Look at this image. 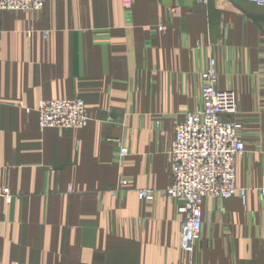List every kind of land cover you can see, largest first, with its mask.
<instances>
[{
  "label": "crops",
  "instance_id": "crops-1",
  "mask_svg": "<svg viewBox=\"0 0 264 264\" xmlns=\"http://www.w3.org/2000/svg\"><path fill=\"white\" fill-rule=\"evenodd\" d=\"M210 57L218 88L235 97V181L248 195L245 205L204 199L200 238L184 251L178 204L162 192L174 124L201 107ZM73 98L86 127L39 130L40 100ZM117 144L129 152L121 162ZM4 189L0 264H264V6L47 0L0 12ZM142 189L155 191L151 201L138 199Z\"/></svg>",
  "mask_w": 264,
  "mask_h": 264
},
{
  "label": "built area",
  "instance_id": "built-area-1",
  "mask_svg": "<svg viewBox=\"0 0 264 264\" xmlns=\"http://www.w3.org/2000/svg\"><path fill=\"white\" fill-rule=\"evenodd\" d=\"M47 0H0V12H36ZM207 4L209 0H192ZM219 3L227 0H215ZM231 0H228L230 2ZM257 6H264V0H244ZM134 0H121L124 9H131ZM173 12V10H171ZM159 32L167 26L159 25ZM201 78V107L186 114L182 122L174 124V138L170 148L171 183L162 193L176 202L180 221L179 248L190 251L199 240L202 230L201 205L204 199L224 201L237 196L246 204L248 189L239 187L235 181V161L243 154L244 145L239 138L241 125L237 119L238 109L230 90L218 88V72L214 58L210 57ZM38 128L79 130L87 126L89 117L82 100L55 99L40 100L37 104ZM128 155L122 148L119 158ZM123 182V181H122ZM121 182V184H122ZM116 190L111 191L114 195ZM264 196V189L260 190ZM141 201H151V189L137 191ZM0 196L10 201L6 189Z\"/></svg>",
  "mask_w": 264,
  "mask_h": 264
},
{
  "label": "rangeland",
  "instance_id": "rangeland-1",
  "mask_svg": "<svg viewBox=\"0 0 264 264\" xmlns=\"http://www.w3.org/2000/svg\"><path fill=\"white\" fill-rule=\"evenodd\" d=\"M231 2H232V0H231L230 2H228V0H227L226 2H222V3H219V2H218V4L222 6V5H225V4H226V5H227V4H230ZM173 11H174V10H173ZM171 12H172V11H171ZM216 69H217V67H216ZM217 72H218V71H217ZM218 77H219V75H218ZM200 94H201V93H200ZM79 130H80V129H79ZM117 145H118V146H117L116 148H117L118 162H121L122 160L119 158V151H120L122 148H124V149L127 151V153H129V152H128L127 148H125L124 146H122V145H120V144H117ZM127 156H128V155H127ZM127 156H126V157H127ZM126 157H125V158H126ZM126 185H127V180H123L122 184L120 183V188L122 189V188L125 187ZM116 190H117V189H116ZM152 191L154 192V195H155V191H154V190H152ZM108 193L110 194L111 191H109ZM137 195H138V194H137ZM111 196H112V195H111ZM9 198H10V197H9ZM5 201H6V200H5ZM6 202H7V201H6ZM180 235H181V234H180V231H179L178 247H180V246H179L180 239H181V238H180ZM184 251H186V250H184Z\"/></svg>",
  "mask_w": 264,
  "mask_h": 264
}]
</instances>
